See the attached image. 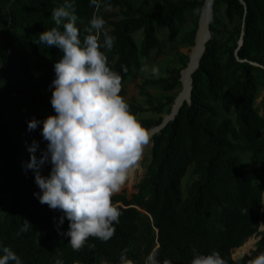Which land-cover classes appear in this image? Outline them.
I'll list each match as a JSON object with an SVG mask.
<instances>
[{
  "label": "trees",
  "instance_id": "16d2710c",
  "mask_svg": "<svg viewBox=\"0 0 264 264\" xmlns=\"http://www.w3.org/2000/svg\"><path fill=\"white\" fill-rule=\"evenodd\" d=\"M63 2L0 0V244L12 248L23 264H54L56 258L64 264H120L125 250L133 264H145L153 252L170 264H190L194 248L206 254L219 251L226 264H247L264 252V118L256 105L264 89V0H214L211 38L191 76L190 105L185 101L175 120L155 135L136 193L112 197L121 211L115 235L106 242L90 237L79 250L62 234L70 222L65 219L58 230L62 213L39 201L35 170L26 168L34 142L38 158L46 150L43 123L35 130H29L28 123L46 119L44 111L52 105L43 92L52 94L54 64L63 56L58 47L41 43L39 35L56 27L52 11ZM203 4L157 0L150 8L140 0H102L96 8L90 0H74L81 37L94 13L104 18L105 9H119L104 28L115 37L106 54L110 67L121 74L124 97L126 83L141 70L142 61L161 52L160 33L168 32L174 42L188 17L196 16L184 40L188 47L195 46L200 18L196 10ZM220 8H225L231 30L224 28ZM117 15L122 19L113 20ZM138 33L139 45L134 38ZM188 64L185 56L182 68L169 70L167 78L145 80L140 96L148 98L149 109L131 105L132 112L165 113L174 100L156 105L146 88L176 91ZM138 121L148 132L163 123ZM51 170L45 163L41 175L47 177ZM189 171L196 179L184 191ZM25 220L28 231L17 236ZM254 236L261 237L256 249L233 259V251H248L251 243H246Z\"/></svg>",
  "mask_w": 264,
  "mask_h": 264
},
{
  "label": "clouds",
  "instance_id": "9594fccd",
  "mask_svg": "<svg viewBox=\"0 0 264 264\" xmlns=\"http://www.w3.org/2000/svg\"><path fill=\"white\" fill-rule=\"evenodd\" d=\"M213 3L214 0H204L203 8L196 12H210ZM90 4L100 8L102 0H90ZM52 19L56 27L41 33L39 41L49 48L58 47L63 53L54 64L55 78L49 85L55 114L28 123L29 130L43 123L42 136L47 147L38 158L35 153L39 145L34 142L26 168L35 170V182L41 190L35 196L62 213L58 230L65 219L70 222L69 230L62 234L70 237L74 250H79L90 237L106 242L115 235L121 211L112 196L125 185L150 137L121 95V74L109 65L106 53L112 50L115 37L105 30V19L94 13L81 37L74 0H64L54 8ZM150 70L159 77L158 66ZM123 71H128L127 66ZM141 71H149V65L144 64ZM47 162L52 170L46 177L40 170ZM29 225L25 220L17 236L27 232ZM0 253V264H23L8 246L0 244ZM54 264L64 261L56 258ZM120 264H133L126 250L120 256ZM145 264L170 261H161L153 252ZM190 264L226 262L219 251L206 254L194 248ZM247 264H264V252L248 259Z\"/></svg>",
  "mask_w": 264,
  "mask_h": 264
},
{
  "label": "rangeland",
  "instance_id": "374dc122",
  "mask_svg": "<svg viewBox=\"0 0 264 264\" xmlns=\"http://www.w3.org/2000/svg\"><path fill=\"white\" fill-rule=\"evenodd\" d=\"M139 1V0H138ZM141 2L148 3V6L151 8L154 6V4L157 2V0H140ZM220 14L223 20L224 28L227 30H231L233 28V25H229L228 20L224 17L225 8H220ZM113 14H119V9H105L104 10V19L105 21H108ZM201 16L199 18V27L201 22ZM122 17L120 15H117L113 20H120ZM196 20L195 17H188V22L183 28L181 36L174 42L169 41V35L168 32H162L159 35V38L162 42V50L160 53H154L149 59H144L142 61V64L149 65V71H137L136 75L131 77L125 86L126 90V96L125 99L129 103L130 107L131 105H135L137 107H141L144 109H149L148 105V98H143L140 96V87L142 86L143 82L145 80H157V79H163L167 78V74L169 70L172 69H180L182 68V58L185 56L189 57V63H190V54L193 47H188L184 42L186 35L192 31L193 29V22ZM109 28H106V31H109ZM199 30V29H198ZM137 44L139 45L142 42V34L138 33L134 36ZM196 43V41H195ZM142 65V66H143ZM152 66H158L160 68V75L159 77L153 76L151 73V67ZM184 71V70H183ZM182 82L181 86L172 93H164L158 89L149 87L146 88V91L152 95V97L155 99L156 105H159L161 103H166L169 98H172L174 100L173 106L175 101L177 100L178 96L182 92ZM44 96L47 100L51 102L52 94L43 92ZM257 107L260 109V115L264 118V89H261L259 93V97L256 101ZM173 106H169L165 109V113L162 115L155 114L152 111H147L145 113L138 114L136 117L138 120H144V119H152V120H160L162 119L163 122L167 121L168 117H171ZM54 109L49 108L44 111V116L47 118L49 115H54ZM154 130L149 131L148 133H153ZM261 138L264 139V131L261 133ZM47 147V145H46ZM151 149H152V140H149L148 144L144 148V152L142 155L141 160L139 163L135 166V168L130 171L128 179L125 183V185L122 187L121 191L114 194L119 195L122 193H126L128 197H131L134 193H136L135 187L136 185L144 178L145 172H146V165L148 164V161L151 158ZM48 166H52L50 162L46 163ZM196 178H194L191 175V171L187 174L186 178L183 181V189L184 191L187 190L188 186L195 181ZM112 196V197H113ZM259 236H254L253 238L249 239L246 244L251 243V245L247 248V252L244 254L243 252L239 251H233V259L239 260L247 255H250L255 249L257 243L260 241ZM245 244V245H246ZM107 264V263H105Z\"/></svg>",
  "mask_w": 264,
  "mask_h": 264
},
{
  "label": "bare ground",
  "instance_id": "6f19581e",
  "mask_svg": "<svg viewBox=\"0 0 264 264\" xmlns=\"http://www.w3.org/2000/svg\"><path fill=\"white\" fill-rule=\"evenodd\" d=\"M212 11L213 10L211 9L210 12H205L201 16L200 27L196 37V43L195 46L192 48L190 54V63L188 64L187 69H185L182 73L183 90L175 102L172 116L168 117V120L164 122V124L166 125L173 120V117L176 115L181 105L185 101H189V95L191 90V76L197 70L199 61L201 59V56L203 55L205 45L209 38L208 30L211 22ZM155 130L156 131H154L153 133H149V140H152L153 136L159 132V129L156 128Z\"/></svg>",
  "mask_w": 264,
  "mask_h": 264
},
{
  "label": "water",
  "instance_id": "95a60500",
  "mask_svg": "<svg viewBox=\"0 0 264 264\" xmlns=\"http://www.w3.org/2000/svg\"><path fill=\"white\" fill-rule=\"evenodd\" d=\"M212 19H213V11H212L211 21H212ZM196 37H197V36H196ZM208 37H209V38H208L207 42H208V41L210 40V38H211L210 28H209V30H208ZM240 45H243V41L240 43ZM205 50H206V45H205V48H204L203 54H204ZM202 56H203V55H202ZM202 56H201V58H202ZM200 60H201V59H200ZM199 64H200V61H199ZM199 64H198L197 69L199 68ZM182 73H183V71H182ZM182 73H181V76H182ZM181 81H182V77H181ZM192 88H193V80L191 79V90H190V95H189V101H186V103H188L189 105H190V103H191ZM183 105H184V103L181 105V107L179 108L178 112H177L176 115L173 117V120H172V121L175 120L176 116L179 114V112H180V110H181V108H182ZM172 121H171V122H172ZM167 125H168V124H167ZM167 125L164 124V122H163L162 125H161L160 127L157 128V129H159V132H158V133H160L164 128H166ZM158 133H157V134H158ZM155 135H156V134H155ZM155 135L153 136L152 140L154 139ZM152 144H153V143H152ZM263 231H264V214L262 215V219H261V228H260V232H263Z\"/></svg>",
  "mask_w": 264,
  "mask_h": 264
}]
</instances>
